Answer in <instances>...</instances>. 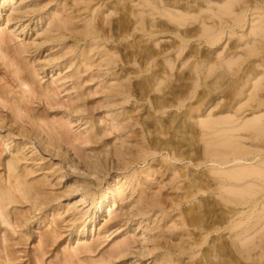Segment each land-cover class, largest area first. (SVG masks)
Masks as SVG:
<instances>
[{
	"label": "rangeland",
	"instance_id": "obj_1",
	"mask_svg": "<svg viewBox=\"0 0 264 264\" xmlns=\"http://www.w3.org/2000/svg\"><path fill=\"white\" fill-rule=\"evenodd\" d=\"M196 1L0 0V264H264V0Z\"/></svg>",
	"mask_w": 264,
	"mask_h": 264
},
{
	"label": "bare ground",
	"instance_id": "obj_2",
	"mask_svg": "<svg viewBox=\"0 0 264 264\" xmlns=\"http://www.w3.org/2000/svg\"><path fill=\"white\" fill-rule=\"evenodd\" d=\"M197 1H198V0H197ZM197 1H196V2H197ZM200 1L203 2L202 0H200ZM209 1H210V0H209ZM231 1H232V2L230 3V2L227 0V2H229L230 4H229V3H227L228 5L225 4V8H226V10H228L227 6L229 7V9H230L231 6L233 7L232 4L234 3V0H231ZM235 1H236V0H235ZM237 1H238V0H237ZM149 2H150V1H149ZM149 2H148L149 6L152 5V4H150ZM154 2H155V1H154ZM154 2H153V3H154ZM157 2H158V1H157ZM157 2H156V3H157ZM159 2H160V4H161V1H159ZM191 2H192V1H191ZM211 2H213V1L211 0L209 4H211ZM222 2H223V1H222ZM224 2H226V0H225ZM156 3H155V4H156ZM162 3H163V2H162ZM198 3H199V1H198ZM236 3H237V2H236ZM179 4H180V3H179ZM189 4H190V3H189ZM194 4H195V3L193 2L191 5H194ZM201 4L203 5V3H201ZM206 4H207V3H205V5H206ZM209 4H207L208 6L206 5V6H205L206 8L204 7V9L207 10V9H208L207 7L210 6V9H208V10L211 12V10H212V9H211V5H212V4H211V5H209ZM214 4H215V3H214ZM218 4H219V3H218ZM156 5H157V4H156ZM156 5H155V7H156L155 9L159 8V7H157V6L159 5V3H158L157 6H156ZM166 5H167V4H166ZM175 5H176V4H175ZM187 5H188V4H187ZM187 5H186V6H187ZM196 5H197V4H196ZM199 5H200V4H199ZM220 5L223 6L224 3H221ZM220 5H219V6H220ZM229 5H231V6H229ZM162 6H163V4H162ZM181 6H184V5H181ZM186 6H185V7H186ZM222 6H221V7H222ZM151 7H153V5H152ZM194 7H195V6H194ZM213 7L215 8L216 6L213 5ZM221 7H219V8H221ZM153 8H154V7H153ZM161 8H165V7H161ZM178 8H179V7H178ZM187 8H188V7H186V9H187ZM192 8H193V7H192ZM214 8H213V9H214ZM217 8H218V6L215 8V12H217V11H216ZM223 8H224V7H223ZM223 8H221V10H222ZM159 9H160V8H159ZM165 9H166V8H165ZM165 9H164V10H165ZM170 9H171V8H170ZM162 10H163V9H161V11H162ZM164 10H163V11H164ZM166 10H169V8L166 9ZM171 10H174V9H171ZM171 10H170V11H165V12H171ZM181 10H183V9H181ZM181 10H179V11H177V12H181ZM191 10H192V9H191ZM208 10H207L206 13H208ZM217 10H218V9H217ZM224 10H225V9H224ZM226 10H225V13H222V14H221V11L218 10V15L220 14V17H221V15L227 14V11H226ZM151 11H152V10H151ZM151 11H150V9H149L148 14H150ZM157 11H158V10H156L155 12H157ZM175 11H176V9H175L173 12H175ZM197 11H198V10H197ZM200 11H203V12H204L203 9H200ZM200 11H198V12L200 13ZM213 11H214V10H213ZM219 11H220V13H219ZM230 11H231V9H230L228 12L230 13ZM187 12H188V11H187ZM189 12H190V13H188V14L185 13V14H187V15H189V14L192 15L193 13H194V14L197 13V16H198V14H199L198 12H193V11H192V14H191V11H189ZM203 12H202V14H203ZM233 12H235V11H233ZM233 12H231L230 14H233ZM153 13H154V12H153ZM153 13H151L152 16H150V15H149V16H150V17H154V16L157 14V13H155L154 16H153ZM171 13H172V12H171ZM204 13H205V12H204ZM229 13H228L227 15H229ZM146 14H147V13H146ZM159 14H160V11H158L157 17H158ZM165 14H166V13H165ZM173 14H176V13H173ZM181 14H182V13H181ZM213 14H214V12H213ZM167 15H168V17H170V18H172L171 16H173V15L169 16L170 13H168ZM182 15H183V14H182ZM210 15H212V13H210ZM215 15H216V17H215L214 15H212V16L215 17V18H217L218 15H217L216 13H215ZM227 15H226V16H227ZM146 16L148 17V15H146ZM146 16H145V17H146ZM160 16H161V15H160ZM162 16H163V15H162ZM162 16H161V17H162ZM199 16H201V15H199ZM204 16H205V15H204ZM204 16H203V17H204ZM208 16H209V15H208ZM208 16H207V17H208ZM212 16H211V17H212ZM234 16H235V15H234ZM147 17H146V18H147ZM150 17H148V18H150ZM155 17H156V16H155ZM155 17H154V19H155ZM163 17H165V16H163ZM178 17H179V16H178ZM178 17H176V16L174 15L173 18L175 19V21H177L176 23H178V25L180 26V23H179L178 21H179V19H181L182 17H179V19H178ZM207 17H206V18H207ZM170 18H169V19H170ZM183 18H184V17H183ZM185 18H187V17H185ZM188 18H189V17H188ZM191 18L193 19V17H191ZM197 18H198V17H197ZM239 18H240V21H242V16H240ZM141 19H143V18H141ZM152 19H153V18H152ZM158 19H159V18H158ZM158 19H157V22H158ZM166 19H167V18H166ZM174 19H173V20H174ZM177 19H178V20H177ZM218 19H220V18L218 17ZM236 19H237V18H236ZM143 20H144V19H143ZM167 20H168V19H167ZM173 20L171 19L169 23H171V21L174 23L175 21H173ZM186 20H187V19H185V21H186ZM195 20H197V19H195ZM195 20L193 19V21H195ZM208 20H209V19H208ZM216 20H217V19H216ZM238 20H239V19H238ZM238 20H235L234 22L237 24L236 21H238ZM138 21H139V20H138ZM168 21H169V20H168ZM182 21H183V19H182ZM182 21H181V22H182ZM213 21H214V20H213ZM221 21H222V20H221ZM159 22H161L160 19H159ZM166 22H167V21H166ZM189 22H190V21H189ZM191 22H192V21H191ZM195 22H196V21H195ZM195 22H192V23H195ZM223 22H224V20H223ZM226 22H227V21H226ZM142 23H143V22H142ZM164 23H165V22H164ZM169 23H168V24H169ZM183 23H185V22L183 21ZM206 23H207V22H206ZM217 23H218V22H217ZM174 24H175V23H174ZM202 24H203V23H202ZM204 24H205V23H204ZM221 24H222V23H221ZM227 24H228V23H227ZM171 25H173V24H171ZM182 25H185V24H182ZM200 25H201V23H200ZM173 26H174V25H173ZM202 26H203V25H202ZM204 27H206V26H204ZM176 28H177V27H176ZM178 28H179V27H178ZM192 28H193V27H192ZM199 28H200V27H199ZM208 28H210V27H208ZM224 28H225V27H224ZM255 28H256V27H255ZM205 29H207V28H205ZM207 30H208V29H207ZM210 30H212V29L210 28L209 31H206V30H205V31H206V32H210ZM217 30H218V29H217ZM222 30H223V29H222ZM222 30H221V31H222ZM261 30H263V29H261ZM184 31H185V30H184ZM193 31H195V29H194ZM227 31H228V30H227ZM257 31H258V30H257ZM263 31H264V30H263ZM189 32H191V31L189 30ZM203 32H204V31H203ZM216 32H219V31H216ZM223 32H225V31H223ZM185 33L187 34L188 32H185ZM204 33H205V32H204ZM220 33H221V32H219V34H218V33H217V34H216V33H212V34H211V33H205L204 35H206V34H208V35L211 34V36H210V35H209V36H210L211 39L215 42V41H217V40L220 38L219 35H221V34L223 35V33H221V34H220ZM262 33H263V32H262ZM227 34H228V32H227ZM256 35H257V34H256ZM187 36H188V34H187ZM201 37H203V36L201 35ZM205 37L208 38L207 36H205ZM205 37H204V38H205ZM184 39H185V38H184ZM211 39L208 38L207 41H209L210 43H212V42H211ZM207 41H206V42H207ZM220 41H221V39H220ZM220 41L218 40V42H220ZM187 42H189V41H187ZM214 42H213V43H214ZM218 42H217V43H218ZM213 43H212V44H213ZM184 44H185V43H184ZM181 45H182V44H181ZM186 45H188V44H186ZM184 46H185V45H184ZM184 46H182V47H184ZM254 47H255V46H254ZM154 51H155V50H154ZM183 51H184V50H183ZM183 51H182V53H183ZM178 54H179V53H178ZM175 60H176V59H174L173 62H171V64L174 65ZM170 61H171V60H170ZM187 61H188V60H187ZM185 63H186V61H185ZM185 63H184V65H185ZM169 64H170V63H169ZM169 64H168V65H169ZM171 64H170V65H171ZM171 66H172V65H171ZM171 66H170V67H171ZM161 67H162V66H161ZM201 67H202V66H201ZM171 68H172V67H171ZM171 68H170V69H171ZM216 68H217V67H216ZM172 69H173V68H172ZM213 69H214V68H213ZM197 70H199V69H197ZM203 70H204V69H203ZM203 73H204V72H203ZM205 73H206V72H205ZM200 74H201V72H200ZM235 75H236V74H235ZM200 77H201V76H200ZM203 77H204V76H203ZM198 78H199V77H198ZM201 79H203V78H201ZM255 94H256V93H255ZM225 119H226V118H225ZM256 119H257V118H256ZM258 119H259V118H258ZM220 120H221V119H220ZM206 121H207V120H206ZM222 121H224V120H222ZM222 121H221V124L225 123V122H222ZM252 121H253V123H252ZM252 121H251L252 125H250V126L248 125L249 128L253 127L257 121H258V122H257V124H258L257 126L259 127L258 129L261 130V129L264 128L263 126L260 127L261 124H259V123H260L259 120H256V121H255V119H254V120H252ZM209 122H211L212 124L215 123V122L212 121V120H210ZM209 122H208V124H210ZM213 122H214V123H213ZM217 123H220V122H216L214 125H216ZM251 123L248 122L247 124H251ZM203 124H204V123H203ZM212 124H211V127L213 126ZM227 124H228V123H227ZM227 124H226V125H227ZM229 124H231V123H229ZM247 124L245 123L243 126H245V125H247ZM253 124H254V125H253ZM218 125H219V124H218ZM224 125H225V124H224ZM229 126L233 127V125H229ZM234 126H235V125H234ZM257 126H254V127H253V131H254V130L256 131V129H254V128H256ZM207 127L209 128L210 126H207ZM211 127H210V129H212ZM231 127H230V128H231ZM262 127H263V128H262ZM236 128H238V127H236ZM240 128H242V126H241ZM244 128H245V127H244ZM204 129H205V125H204ZM210 129H209V131H210ZM232 129L235 130V127H233ZM238 129H239V128H238ZM219 130H221V129H219ZM240 130H241V129H240ZM251 130H252V128H251ZM207 131H208V130H207ZM213 131H214V130H213ZM238 131H239V130H238ZM209 134H210V133H209ZM211 134H212V133H211ZM206 135H208V133H207ZM241 157H242V156H241ZM235 158H236V156H235ZM237 158H238V157H237ZM237 158H236V159H237ZM251 171H252V170H250V172H249V171H246V172H247V174L250 173V174L253 175V172H254V171H253L252 173H251ZM239 172H242V170H241V171H240V170L237 171L238 174H240ZM246 172L243 170V173H246ZM255 172H256V171H255ZM259 172H260V171H259ZM259 172H257V173H259ZM240 175H241L242 177H244V175H246V174H243V175L240 174ZM240 175H236V176H238V179H239ZM258 175H260V174H258ZM262 175H264V174H262ZM242 177H241V178H242ZM239 196H240V195H239ZM242 196H243V195H242Z\"/></svg>",
	"mask_w": 264,
	"mask_h": 264
}]
</instances>
